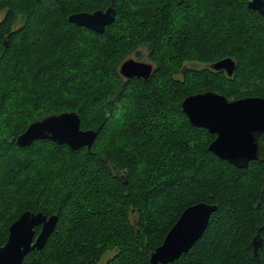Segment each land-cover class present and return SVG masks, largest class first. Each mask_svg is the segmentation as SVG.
Instances as JSON below:
<instances>
[{
	"label": "trees",
	"instance_id": "trees-1",
	"mask_svg": "<svg viewBox=\"0 0 264 264\" xmlns=\"http://www.w3.org/2000/svg\"><path fill=\"white\" fill-rule=\"evenodd\" d=\"M248 1L0 0V202H21L0 245L23 211H40L57 223L22 264H98L111 248L104 264H150L183 209L208 202L217 209L204 233L167 264H264V133L258 159L237 168L209 151L215 134L180 106L205 90L264 97V16ZM109 5L116 16L103 33L67 20ZM132 54L152 65L146 82L120 74ZM224 57L235 61L230 76L210 68ZM67 111L96 131L89 150L11 141Z\"/></svg>",
	"mask_w": 264,
	"mask_h": 264
},
{
	"label": "water",
	"instance_id": "water-1",
	"mask_svg": "<svg viewBox=\"0 0 264 264\" xmlns=\"http://www.w3.org/2000/svg\"><path fill=\"white\" fill-rule=\"evenodd\" d=\"M247 7L264 16V0H249ZM116 16L113 5L94 11L74 12L67 20L77 26L103 33ZM216 71L231 75L235 61L221 58L210 64ZM152 65L129 58L124 60L119 72L125 78H141L146 82L152 73ZM182 112L189 122L203 127L215 138L208 149L222 160L237 168H246L251 160L259 157V138L264 133V97H245L229 100L210 90L189 94L181 101ZM93 129H82L80 117L75 111L52 114L28 124L26 129L11 141L18 146L30 145L38 139H48L65 144L70 149H90L96 138ZM217 205L197 202L183 209L175 223L167 231L162 243L151 252L150 264H167L190 250L204 233L211 214ZM58 216L42 212L23 211L8 227V236L0 245V264H22L24 256L32 249H41L57 223ZM39 226L36 234L35 227ZM254 253L261 246L260 239H253Z\"/></svg>",
	"mask_w": 264,
	"mask_h": 264
},
{
	"label": "rangeland",
	"instance_id": "rangeland-1",
	"mask_svg": "<svg viewBox=\"0 0 264 264\" xmlns=\"http://www.w3.org/2000/svg\"><path fill=\"white\" fill-rule=\"evenodd\" d=\"M71 4L76 5L75 2H71ZM4 15V11H0V20ZM20 22H18L15 26H18ZM143 52H145L144 49H142ZM133 59H135V55L132 54L131 56ZM138 60V59H137ZM144 61V60H143ZM187 65L189 66H196V67H201L202 64L199 63H187ZM96 165V163L94 164ZM6 166V165H5ZM95 167V166H94ZM1 179V178H0ZM10 183H6V185H9ZM2 193L0 194V197H2ZM21 203L20 201H9V202H0V214H2V218L0 220V227L3 225V223L5 222V220L18 208V204ZM130 219L131 221H135L136 219V215L135 214H130ZM114 250L113 248L108 249L105 253V255L102 257V259L100 260V262L98 264H104V262L113 255Z\"/></svg>",
	"mask_w": 264,
	"mask_h": 264
}]
</instances>
